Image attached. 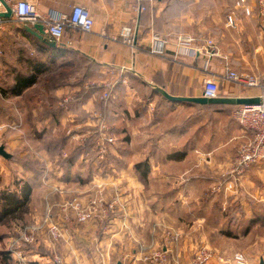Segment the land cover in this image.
<instances>
[{
  "label": "crops",
  "instance_id": "0c3cea01",
  "mask_svg": "<svg viewBox=\"0 0 264 264\" xmlns=\"http://www.w3.org/2000/svg\"><path fill=\"white\" fill-rule=\"evenodd\" d=\"M33 1L42 14H69L73 5L80 4L94 17L91 33L68 26L63 44L99 65L95 75L99 86L121 82L110 98L106 122L116 136L113 151L127 165L111 174L94 175L84 183L67 176L62 166L58 168V180L51 174L46 176L47 180L31 177L32 196L43 185L49 187L42 195L45 206L37 210L36 224L45 222L48 227L51 216H59L63 203L75 196L87 201L102 193L110 201L117 187L129 202L127 229L120 224L118 210L107 216L100 214L89 223L73 221L58 244L47 241V254L39 250L31 253L35 264H149L140 260V246L152 242L155 237L152 230L162 222L181 233L180 256L177 262L172 257L171 262L182 264L191 261L199 242L217 248L230 238L222 232L225 228L242 229L241 219L236 226L230 224L232 214H241L245 222L253 219L250 214L264 212V162L242 173L238 194L225 190V181L236 168L238 146L253 138L252 131L233 120L231 105L173 102L157 91L163 88L178 97H200L205 81L216 78L219 97H257L258 90L243 91L240 83L225 77L228 67L240 74H264V31L255 16L248 17L236 9L239 14L235 27L227 25V15L235 10L232 0L230 8H224L225 16L208 23L187 14L198 0L185 3L187 10L176 19L169 18L165 0L159 3L140 0L146 8L142 13L132 10L139 0ZM215 2L224 5L222 0ZM123 25L139 29L135 47L114 39ZM155 33L169 42L165 54L149 51ZM18 34L28 42L38 38L19 28ZM179 36L195 38L193 45L201 47L200 53L194 56L180 52ZM207 39L214 40V48L207 47ZM35 49L40 54H49ZM67 88L56 92L62 102L76 97L75 93L62 96L70 90ZM72 89L75 92L76 88ZM143 90L150 92L143 97ZM97 100L98 95L94 94L86 102L67 108L59 126L46 119L55 134L65 127L69 137L66 154L85 144L91 128L98 124L95 113L101 112L97 110ZM117 148L127 154H118ZM147 159L151 169L145 184L139 178L136 164ZM71 170L75 171V166ZM260 226L257 224V228ZM34 227L44 232L41 224ZM195 231L200 233L199 238Z\"/></svg>",
  "mask_w": 264,
  "mask_h": 264
},
{
  "label": "rangeland",
  "instance_id": "374dc122",
  "mask_svg": "<svg viewBox=\"0 0 264 264\" xmlns=\"http://www.w3.org/2000/svg\"><path fill=\"white\" fill-rule=\"evenodd\" d=\"M191 1L192 0H165V11L169 12L168 16L170 19H176V17L182 16L187 10L185 3H191ZM222 1L224 2L223 6H221L219 2L216 4L215 0H198L196 4L190 6L187 14H189L188 16H190V18H201V23L214 22L215 19L217 20L225 16L226 12L224 11L230 8L229 4L231 0ZM155 3H159V0H155ZM190 28L191 26L189 24V32H191ZM34 44H36L35 40L28 42L21 34H18V28H7L5 31H0V146L4 145L7 151L12 153L11 159H6L0 155V207H3L5 204L3 200L5 195L16 193L25 198L21 206L14 203L10 205L12 209L10 215L0 224V264H35L36 260L31 256V253L39 250L42 254H47L48 250L46 243L47 241L51 242L48 227L45 225V222L36 224L38 216L37 210L39 211L40 208H44L45 206L42 195L47 192L49 187L43 185L39 189L38 194L34 196H32V188H30L33 185L31 177L40 176L42 180H47L46 176L51 174L58 180L59 177H57V175L60 173L58 168H60V166L64 167L62 158H65L69 153L67 151V154L63 152L55 156L54 149L53 151L48 149L50 146V136L40 135L44 127L49 128L48 124H46V120H36V124H34L33 117L37 118L41 113L46 114L47 110L45 108L53 105V103H51V96L54 94L56 95L58 90L53 91L49 86V77L61 72L62 69H64L61 65H72L65 66V69L67 71L70 70V80L73 84L80 85L81 83V85L78 87L72 85L61 87H69L66 90L70 89L68 92L61 94L62 96L79 93L81 87L88 89L91 86H99V83L96 82L97 77L82 82L79 80L83 77V73L87 71L88 67V62L80 56H68L67 58L58 56L53 59L50 53H38L35 49L37 47ZM32 60H39L45 63L43 67L44 71L38 74L37 82L34 86L28 89L24 96L21 97L11 95L10 93L7 95L4 94L3 96L1 89H10L15 83V79L18 75H30L36 72L35 66L29 65V61ZM120 84L121 82H116L114 85L101 86L103 89L99 96L103 97L108 93L109 96L105 99H110L113 96L114 90L118 88ZM72 88H76L75 92H73L74 90ZM149 92L150 91L146 92L143 90L141 94L145 97ZM56 105H58L60 109L74 108L76 106L75 103L69 102L66 104V102L62 101H60L59 104L56 103ZM230 107L229 109H231L233 118V113L236 108L234 106ZM41 117L43 116L41 115ZM80 118L81 120L84 119L83 116ZM233 120L235 119L233 118ZM17 123L21 124V126L19 125V127L15 128V124ZM33 125H37V132L33 131ZM64 128L65 127H62L61 130L57 129L56 133L65 132ZM17 141H19V144H16ZM115 148V144L110 146L112 150ZM231 178L230 173L229 179ZM124 190H127V188H124ZM50 204L52 205V203ZM250 216L254 218L256 214H250ZM240 219L242 222V229H232V231H229L232 233V235H227L230 238L223 243V246L220 245L217 247L222 250L199 242L193 249L195 255L202 246H208L213 252L221 254L224 258L222 261L219 259L213 260L211 264H232L231 258L235 251L245 252L250 264H261L262 259H264V225L258 228L256 224L250 226L251 219H246L245 222H243L245 217L241 218V214H232L228 221L231 225L236 226ZM121 223L122 220H120V224ZM40 224L44 232L34 227ZM246 226L250 227L248 236H246L244 230ZM167 228L175 229L180 233L173 225L164 222L159 223L156 228L152 230V235H155V237L153 236L152 242L149 245L140 246L141 254L146 251H148V253L167 251V262L165 264H174L171 262V260H173L172 257H174L175 262H177L178 256H180L181 253L180 240L182 236L180 233V239L177 245L166 243L165 231ZM199 234L200 233L196 232V237L199 238ZM26 237H30V240H26ZM160 237H162V240ZM36 244L39 245V247ZM166 248L167 250H164ZM195 255L192 257L191 261L185 260L182 264H192Z\"/></svg>",
  "mask_w": 264,
  "mask_h": 264
},
{
  "label": "built area",
  "instance_id": "2783aa9c",
  "mask_svg": "<svg viewBox=\"0 0 264 264\" xmlns=\"http://www.w3.org/2000/svg\"><path fill=\"white\" fill-rule=\"evenodd\" d=\"M233 7L235 10L227 15V25L235 27L237 15L239 14L236 9H241V14L248 17L255 16L259 27L264 31V0H233ZM145 9L140 0L132 7V10L136 13H142ZM9 10L11 16L7 17L1 14L7 13ZM35 25L43 26L44 37L50 42L63 44L65 30L68 26L84 33H91L94 29L95 19L89 10L80 4L73 5L69 14H42L38 11L36 2L33 0H0V31H5L7 28H34ZM138 30L137 27L123 25L114 39L135 47ZM194 41L195 38L193 37H177L180 52L194 56L200 53L201 47L193 45ZM168 43L167 39L155 33L151 39L149 51L153 54H165ZM206 44L207 47H215L213 39H207ZM112 74L114 75V72ZM225 75L226 79L240 83L243 91L258 90L259 95L257 97L262 99V102L256 104H239L233 113V118L241 127L253 132L252 140L243 141L238 146L235 161L236 168L231 172L232 178L225 181V190L238 194L241 187L242 173L252 165L264 162V74H240L228 67ZM122 82L125 83L126 80L123 79ZM203 95L207 98L220 96L219 83L216 78H210L205 81ZM108 96L107 93L103 98H108ZM95 115L99 119L96 127L100 131V136L95 143V149H97L100 158H103L110 146L116 143V136L103 119L102 114L95 113ZM19 125L21 126V124H15V128L19 127ZM84 140L82 143H84ZM123 194L124 192L116 187L115 194L110 201H106L102 193L94 198H89L87 201L78 196L67 200L62 205V213L56 218L51 216L49 219L48 232L51 242L58 244L64 238L70 223L73 221L89 223L95 221L100 214L107 216L116 210L121 213L122 227L128 228L129 202ZM52 210L53 207L50 205L48 212L51 213ZM179 239L180 233L178 231L171 228L166 229V243L177 245ZM26 240H30V237H26ZM164 250H167V248ZM167 254V251H155L152 253L146 251L141 255L140 260L145 263L165 264L167 262ZM216 259L224 260L221 254L213 252L208 246H202L197 251L192 264H211ZM231 263L250 264L247 254L243 251H235L232 255Z\"/></svg>",
  "mask_w": 264,
  "mask_h": 264
},
{
  "label": "trees",
  "instance_id": "16d2710c",
  "mask_svg": "<svg viewBox=\"0 0 264 264\" xmlns=\"http://www.w3.org/2000/svg\"><path fill=\"white\" fill-rule=\"evenodd\" d=\"M23 29L28 34H32V31H29L26 28H20ZM36 46L37 49L41 52H49L52 56V58H57L58 56L67 58L68 56H80L82 59L86 60L88 62L87 71L83 73V77H81L79 80L82 82L84 80H89L98 73L99 65L94 63L89 59V57L81 54H76V51H73L69 48H67L64 44H54L53 42H50L46 37L43 39L37 38L36 40ZM70 63V62H69ZM29 65H34L36 72L30 75H18L15 79V83L7 89H1L3 96L4 94L7 95L10 93L11 95L21 97L24 96L25 92L34 86V84L37 82L38 74L44 71V65L45 63L42 61L32 60L29 61ZM64 69H62L61 72L52 75L49 77L48 82L49 86L52 88L53 91H56L57 89L64 87V86H80L74 85L73 82L70 80V70L67 71L65 66H72V65H61ZM94 70V71H93ZM101 86H91L88 89H85L81 87V91L79 93H76V97L73 100H69L66 102L68 104L69 102L75 103L77 105L78 103L86 102L87 99L96 94L98 95L97 100V110L101 112L103 119L107 121L108 119V111L110 108V99H100V92L102 91ZM155 92V91H154ZM157 92V91H156ZM158 93V92H157ZM59 98L54 94L51 96V107H46L45 109L46 114H39V117L34 118V124H36V120H50L51 124L58 125L60 123V117L66 112L67 108H59L56 103L59 104ZM74 105V106H75ZM231 106H234L235 108L237 105L235 104H228ZM33 114V113H32ZM41 115L43 117H41ZM33 116V115H32ZM45 117V118H44ZM33 131L37 132V125L32 126ZM53 129L44 127V130L41 134L43 135H49V142L50 146L48 147L49 150L54 149L55 156L60 155V153H63L65 150V147L68 145L69 137L66 134V132L62 133H53ZM61 130V129H60ZM92 133L88 137L86 143L84 145L76 146L74 149L69 150L67 156L65 158H62V164L64 165L65 172L67 176L71 177L72 179H75V181L78 182H87L93 178L94 175H105L107 173H114L117 170H122L124 168H127V165L124 163L123 160L120 159V157L112 150L108 149L107 153L103 158H100L99 153L97 149H95V143L97 139L100 136V131L98 127H92L91 128ZM47 132V133H45ZM42 136V135H41ZM127 151L119 150L117 148V153L126 155ZM75 166V171H72L71 168ZM136 169L138 171L139 178L145 183L146 177L148 176L151 165L149 163V160H144L138 164H136ZM72 175V176H70ZM31 188V187H30ZM29 188V190H30ZM3 200L5 201V204L3 207H0V224L7 219V217L11 213V204H16L18 206H21L22 203H24L25 198L21 195H18L16 193H12L11 195H5L3 197ZM254 224H260L264 225V212L257 213L256 216L250 220V226ZM250 227L246 226L244 228L246 234L249 233ZM247 230V231H246ZM231 228L224 229L222 232L226 233L227 235H232Z\"/></svg>",
  "mask_w": 264,
  "mask_h": 264
},
{
  "label": "water",
  "instance_id": "95a60500",
  "mask_svg": "<svg viewBox=\"0 0 264 264\" xmlns=\"http://www.w3.org/2000/svg\"><path fill=\"white\" fill-rule=\"evenodd\" d=\"M3 16H11L10 10L7 13H1ZM29 31H32L38 38L43 39L44 38V28L41 25H35L34 28L32 27H27ZM38 31V32H37ZM55 45L57 43L53 42ZM157 91L161 93L164 97L169 99L170 101L173 102H191V103H197L200 105H212V104H256L262 102L261 98L254 97V98H249V97H236V98H226V97H217V98H207L204 95L200 97H178L169 94L165 89L163 88H158ZM0 155L3 156L6 159H11L12 158V153L8 152L7 149L5 148L4 145L0 146Z\"/></svg>",
  "mask_w": 264,
  "mask_h": 264
}]
</instances>
